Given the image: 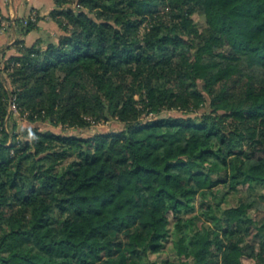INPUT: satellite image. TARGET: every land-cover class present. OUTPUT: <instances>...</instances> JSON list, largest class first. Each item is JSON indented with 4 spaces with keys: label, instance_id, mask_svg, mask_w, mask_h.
<instances>
[{
    "label": "trees",
    "instance_id": "16d2710c",
    "mask_svg": "<svg viewBox=\"0 0 264 264\" xmlns=\"http://www.w3.org/2000/svg\"><path fill=\"white\" fill-rule=\"evenodd\" d=\"M54 1L59 41L0 68V264H145L171 231L164 264H264L252 203L216 200L264 187V0Z\"/></svg>",
    "mask_w": 264,
    "mask_h": 264
},
{
    "label": "rangeland",
    "instance_id": "374dc122",
    "mask_svg": "<svg viewBox=\"0 0 264 264\" xmlns=\"http://www.w3.org/2000/svg\"><path fill=\"white\" fill-rule=\"evenodd\" d=\"M35 12L37 11L33 10L28 16L22 17L20 19H23L24 24H26L27 22H25V18L31 17V15L34 14ZM37 17H39L38 12H37ZM195 18H196V21L200 24V27L201 28L204 27L205 25L204 17L197 14L195 15ZM38 20L39 19H36V22ZM10 113L11 115L8 118V125L11 131L13 130V127H14L13 125L15 123L17 125L16 127L17 132L23 130L27 126L33 127L35 124V123H29V121L19 113L17 106L14 103L10 104ZM168 115L188 116L189 113L180 111V110H165L160 114V116H168ZM122 127H123V124L116 119L93 123L90 127H86V128H69L63 125H52L48 123H41V129L43 130L50 129L56 133H63V134H68V135L76 134L80 136H89L97 132L117 131V130H120ZM18 138H24V136L20 134ZM218 188H221L222 190L218 193L216 200L217 202L221 201L222 207L236 206L240 203L241 199L245 200L247 203L251 202L252 206L249 209L250 214L254 217L255 220H258L260 224L264 222V187L256 189L253 192L244 188L239 191H232L229 193L226 192L227 187H224L223 185H219ZM197 208L198 206L196 207V210L195 212H193V214L198 215L197 216L198 218L196 219V222H198V226L201 228H207L206 224L214 226V223L208 220L207 218H204L203 215L200 212H198ZM256 232H257V229H255L251 233V235L248 236V240H251L250 238L252 237L254 238V234ZM255 238L259 239V237H255ZM175 240H176V235L174 231H171V234H169V236L165 240V244L162 246V249L158 252H151L148 258L145 260V264H152L153 262L155 264H164V262L167 259H176L177 261L180 260L181 257L177 253V249L175 247ZM245 262L246 264H255V262L250 258H247Z\"/></svg>",
    "mask_w": 264,
    "mask_h": 264
},
{
    "label": "crops",
    "instance_id": "0c3cea01",
    "mask_svg": "<svg viewBox=\"0 0 264 264\" xmlns=\"http://www.w3.org/2000/svg\"><path fill=\"white\" fill-rule=\"evenodd\" d=\"M55 6L54 0H0V68L8 57L17 54V41L26 45L59 41L61 28L49 16ZM33 10L38 12L39 20L34 29L26 32L16 20Z\"/></svg>",
    "mask_w": 264,
    "mask_h": 264
},
{
    "label": "built area",
    "instance_id": "2783aa9c",
    "mask_svg": "<svg viewBox=\"0 0 264 264\" xmlns=\"http://www.w3.org/2000/svg\"><path fill=\"white\" fill-rule=\"evenodd\" d=\"M29 19L36 20L37 19V12L31 15V17L25 18V22H28ZM15 104V103H14Z\"/></svg>",
    "mask_w": 264,
    "mask_h": 264
}]
</instances>
